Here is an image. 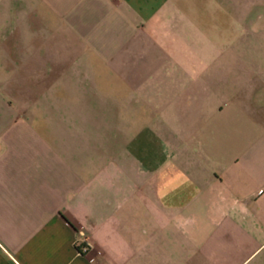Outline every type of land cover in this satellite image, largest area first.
<instances>
[{"label":"crops","instance_id":"obj_1","mask_svg":"<svg viewBox=\"0 0 264 264\" xmlns=\"http://www.w3.org/2000/svg\"><path fill=\"white\" fill-rule=\"evenodd\" d=\"M0 264H264V0H0Z\"/></svg>","mask_w":264,"mask_h":264},{"label":"built area","instance_id":"obj_2","mask_svg":"<svg viewBox=\"0 0 264 264\" xmlns=\"http://www.w3.org/2000/svg\"><path fill=\"white\" fill-rule=\"evenodd\" d=\"M259 193H261V191H259ZM79 238H80L79 242L75 241V244L77 243V247H78L79 253L86 254V252L88 251L90 245L87 243L86 237H85L84 234L79 233Z\"/></svg>","mask_w":264,"mask_h":264}]
</instances>
